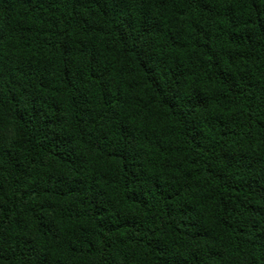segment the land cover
I'll list each match as a JSON object with an SVG mask.
<instances>
[{"label": "trees", "instance_id": "16d2710c", "mask_svg": "<svg viewBox=\"0 0 264 264\" xmlns=\"http://www.w3.org/2000/svg\"><path fill=\"white\" fill-rule=\"evenodd\" d=\"M0 264H264V0H0Z\"/></svg>", "mask_w": 264, "mask_h": 264}]
</instances>
